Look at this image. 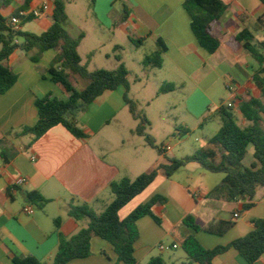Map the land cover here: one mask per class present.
Instances as JSON below:
<instances>
[{
    "label": "crops",
    "instance_id": "crops-1",
    "mask_svg": "<svg viewBox=\"0 0 264 264\" xmlns=\"http://www.w3.org/2000/svg\"><path fill=\"white\" fill-rule=\"evenodd\" d=\"M85 1L91 4L97 26L81 28L67 12L65 28L72 38L80 39L79 54L82 62L85 57L84 64L90 70H114L118 67L116 55L123 54L125 50V45L119 42L120 36L130 45H142L150 40L155 45L154 51L159 48L160 40L165 46L162 66L155 68L158 72H153L151 69L154 67L146 66L143 59L140 64L144 74L135 75L134 83H143L148 77L145 73L150 72L155 75L158 90L164 84L174 86L173 90L162 94L187 90L189 108L197 117L204 115L212 106L219 112L224 101L217 105L214 92L222 86L231 94L230 101L224 104H232L233 108H238L237 97L261 98V91L252 79L260 68L259 64L256 66L253 57L244 49L235 51L227 43L231 36L245 28L254 33L256 40L264 41V5L260 0H222L228 9L217 23L220 46L213 54H208L198 44L184 0ZM23 3L24 0H11L8 5L0 3L1 14L8 17ZM119 3L122 11L118 8ZM43 4H47L49 9L33 20L40 33L52 24V3L50 0H33L28 9L31 12ZM118 47L122 49L117 51ZM37 53L36 49L30 52L16 50L10 56L7 65L18 74V81L0 95V142L6 141L4 148H7L9 157V161H5L1 154L3 146L0 145V264H15L14 257H34L45 264H52L59 245V232L71 237L87 225L86 220L76 221L69 215L71 205L86 203L95 212H102L111 201L110 184L113 181L123 177L134 179L160 164H170V145H161L170 149L158 154L157 158H148L146 149L150 146L135 138L138 137L134 133L138 121L125 103V94L138 104L140 101L133 93L130 70L128 90L122 85L115 90H107L89 105L81 119L86 138L75 137L62 125L52 127L35 141L28 135L26 143L22 142L25 136L8 135L12 129L36 124L37 98L48 94L58 98L69 95L61 84L51 79L48 71L56 52L45 51L34 62L31 57ZM99 57L104 65L97 66L96 62H101ZM71 80L80 85L78 89L88 83L73 74ZM262 117L264 122V114ZM235 119L244 121L242 126L249 125L243 116ZM180 133L185 136L189 129L185 128ZM188 167V164L182 167L186 170L182 178L176 176L181 168L170 178L160 172L145 191L120 210L119 215L124 218L156 194L168 199L153 208L161 224L149 215L137 221L139 239L135 244V255L138 264H147L151 257L157 255H161L168 264H200L189 260L182 248L185 239L194 236L207 249L226 246L252 231L253 219L264 218V187L257 188L252 200L209 198L207 193L224 176H212L207 180L199 168ZM22 178L26 182L20 184ZM31 191H39L50 202L42 209L34 204V213L27 214L24 212L25 205L29 203L26 194ZM249 202L253 206L245 210L244 206ZM187 215L195 218L201 227L199 231L184 224ZM57 218L60 219L59 231L54 222ZM214 221L235 223L225 233L217 234L206 230ZM159 243L176 244L178 247L160 251ZM90 245L91 254L74 259L71 264H125L119 261L108 241L94 236ZM211 264H264V254L257 262L249 263L237 250L230 248L217 255Z\"/></svg>",
    "mask_w": 264,
    "mask_h": 264
},
{
    "label": "trees",
    "instance_id": "trees-1",
    "mask_svg": "<svg viewBox=\"0 0 264 264\" xmlns=\"http://www.w3.org/2000/svg\"><path fill=\"white\" fill-rule=\"evenodd\" d=\"M33 0H24L20 9L15 10L10 16L1 14L0 7V95L6 93L18 81V74L7 65L10 56L16 50L30 52L34 49L37 55L31 59L37 62L41 55L48 50L56 52L49 67L51 79L61 84L67 93V98H58L48 94L37 98L35 104L38 109V120L34 126H24L18 130H10L8 135L15 137L32 136L35 141L45 135L52 127L64 126L77 138H86L82 125V117L88 111L89 105L107 90H115L119 86L129 89V70L123 62L121 53L116 55L119 65L116 69L90 70L87 64L82 62L79 54L80 39L72 38L65 28L68 20L66 0H50L52 3V24L40 34L19 31L14 32L9 20L12 16H18L21 11H28ZM264 5V0H260ZM11 0H0L3 5L10 4ZM184 7L191 16L192 32L202 49L208 54L215 53L220 46V32L217 23L228 9V5L222 0H184ZM35 19L33 15L23 18L22 27ZM135 42V41H134ZM136 43V42H135ZM227 43L237 51L244 49L259 64V70L253 74V81L261 91V98L237 97L238 109L247 126L240 125L235 119L233 107L224 103L219 108L221 126L217 133L209 139L205 146L186 155L181 159L169 158L170 164H160L157 168L144 172L136 178L123 177L110 184L111 201L101 213L95 212L88 204L71 205L69 215L76 221L86 220L87 225L82 227L71 237H65L59 232V245L53 257L52 264H71L77 258H84L91 254V239L94 236L108 241L118 255L119 261L125 264H138L135 255V244L139 239L137 221L146 216H151L158 224L160 218L154 213L153 208L158 204L167 202V197L156 194L145 203L136 206L126 217L121 218L119 212L132 202L157 178L160 172L166 177H172L180 168L188 163H198L210 173H223V179L208 193L209 198L217 200L249 199L255 197L258 187H264V41L256 40L254 33L248 28L231 36ZM158 49L146 55L143 63L146 66L160 68L163 61L165 46L158 41ZM118 47L116 50L120 51ZM71 74L87 80V85L78 89L71 80ZM174 89L173 85L164 84L159 94L167 93ZM125 103L133 118L138 121L134 133L144 138L148 146L155 149L159 155L163 153L162 146L155 143L148 133L150 121L139 108V104L125 94ZM187 132V131H185ZM6 141L0 142L3 146L2 156L9 161ZM253 147V156L256 162L251 167L243 165L248 147ZM26 199L43 208L49 199L39 191H31L26 194ZM253 206L252 202L245 204L248 210ZM238 215L235 216L237 219ZM56 229L59 231L60 219H55ZM184 224L194 231L201 227L196 223L192 215L184 218ZM235 221H214L206 230L223 234ZM254 229L243 237L233 240L229 245L217 246L212 249L203 247L199 241L190 236L182 243L189 260L200 264H211L213 259L230 248L237 250L249 263L257 262L264 254V218L252 220ZM15 264H45L34 257H14ZM147 264H168L161 255L153 256Z\"/></svg>",
    "mask_w": 264,
    "mask_h": 264
},
{
    "label": "rangeland",
    "instance_id": "rangeland-1",
    "mask_svg": "<svg viewBox=\"0 0 264 264\" xmlns=\"http://www.w3.org/2000/svg\"><path fill=\"white\" fill-rule=\"evenodd\" d=\"M66 1L67 12L69 16L75 20L77 25L85 29L97 26V22L92 17L90 2H86L85 0ZM118 8L122 11L120 3L118 4ZM23 29L24 31L32 33L41 32L40 29L36 28V21L26 23L23 26ZM118 34L120 35V33ZM119 42L125 45V50L122 56L123 61L128 66V70L131 71L129 78L132 81L135 75L144 74L140 62L146 55H150L154 52L155 45L150 40L144 42L142 45H130L122 36L119 37ZM99 58L101 59V62H96L97 66L104 65L102 58ZM85 61V57L83 56V63ZM254 64L258 66L256 61H254ZM90 68L92 69L93 66H90ZM151 70H153V72H158L155 68H152ZM145 74L148 77H145L143 83H134L133 81L131 83L133 85V93L140 101L139 108L143 110L151 122V126L148 128V133L153 137L156 145L171 146L172 149L168 153L169 158L181 159L186 155H191L196 149L205 145L219 130L221 126V116L219 112L212 108V106L206 109L204 115L197 117L189 108V93L187 90L178 89L175 93L158 95L159 90L155 75L150 72ZM72 81L77 88L80 87L77 82L74 80ZM230 95V92L222 86V88L214 92V99L217 102V105L223 101L227 104L230 101ZM232 111L236 118L243 116L238 108H233ZM237 122L240 125H245L242 120H238ZM262 125L264 127V122ZM185 128L189 129V133L182 136L180 132ZM135 138H139L141 142H145L142 137L138 136ZM28 141V135L22 138V142L26 143ZM146 155L148 158H157L158 152L151 147H147ZM254 162H256V160L253 156V147L249 146L247 154L243 160V165L251 167ZM188 166V168H199L198 170L206 174L207 180L208 178H213L212 176H216V178L218 175L224 176L223 173H210L197 163H188ZM185 172L186 170L181 168L176 176L182 178L185 176ZM179 252H183V250L179 249Z\"/></svg>",
    "mask_w": 264,
    "mask_h": 264
},
{
    "label": "built area",
    "instance_id": "built-area-1",
    "mask_svg": "<svg viewBox=\"0 0 264 264\" xmlns=\"http://www.w3.org/2000/svg\"><path fill=\"white\" fill-rule=\"evenodd\" d=\"M47 9H49V6L47 4H43L40 8L34 9L31 12L30 11H21L18 16H12L10 18L9 25L14 32H19L22 30L23 18L27 17L28 15H33L35 18L39 17ZM228 106H232V104H228ZM168 149H170V148L169 147H163L162 148V150L164 152L167 151ZM33 159H35V158H33ZM25 182H26V180L24 178H22L20 180V184H23ZM35 209H36L35 205L33 203L29 202L25 205L24 212L27 214H33ZM177 247H178V245H176V244H173L172 246H168V245H165L163 243L158 244V249L160 251H165V250H168L171 248L176 249Z\"/></svg>",
    "mask_w": 264,
    "mask_h": 264
}]
</instances>
